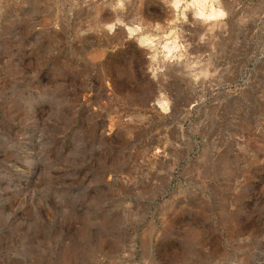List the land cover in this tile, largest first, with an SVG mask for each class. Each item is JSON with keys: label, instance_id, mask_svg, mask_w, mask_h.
<instances>
[{"label": "rangeland", "instance_id": "rangeland-1", "mask_svg": "<svg viewBox=\"0 0 264 264\" xmlns=\"http://www.w3.org/2000/svg\"><path fill=\"white\" fill-rule=\"evenodd\" d=\"M190 1L0 0V264H264V0Z\"/></svg>", "mask_w": 264, "mask_h": 264}, {"label": "bare ground", "instance_id": "bare-ground-1", "mask_svg": "<svg viewBox=\"0 0 264 264\" xmlns=\"http://www.w3.org/2000/svg\"><path fill=\"white\" fill-rule=\"evenodd\" d=\"M176 1V0H175ZM220 0H211V3L209 4H204L206 0H191L189 4L195 5L196 4V11L203 17H213L217 14L221 13V9L217 8L215 5L219 3ZM168 49L170 50L171 47H168L165 45Z\"/></svg>", "mask_w": 264, "mask_h": 264}]
</instances>
